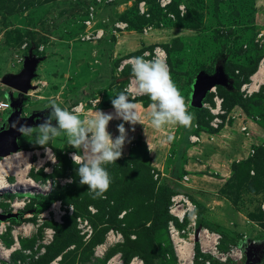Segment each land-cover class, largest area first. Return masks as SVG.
<instances>
[{
  "label": "rangeland",
  "instance_id": "obj_1",
  "mask_svg": "<svg viewBox=\"0 0 264 264\" xmlns=\"http://www.w3.org/2000/svg\"><path fill=\"white\" fill-rule=\"evenodd\" d=\"M160 1L0 0V96L12 110L21 108V95L3 85L5 78L19 77L27 59L50 58L56 45L97 42L82 37L102 30L100 41L117 42V49L120 44H132L119 57L111 53L117 57L111 63L115 86L107 85L97 98L93 93L94 100H100L96 107L110 105L132 76L129 65L119 70L122 61L160 46L188 111L197 115L192 127L176 128L172 141L167 135L170 145L165 153L158 148L160 169L152 166L148 147L140 139L129 146L127 157L107 164L112 182L105 198L94 199L87 186L79 183L71 151L55 153L49 143L36 144V133L22 135L18 142L24 148L14 154L16 159L37 155L32 154L26 165L17 163L0 190V213L24 215L0 222V264H177L163 214L172 193L189 198L196 206L198 227L219 233L222 250L236 245L244 251L253 243L263 248L256 264H264V80L261 85L251 80L264 59V21L258 20L264 17V0H170L163 7ZM140 3L144 14H140ZM120 21L126 27L112 34V26ZM95 58L98 63L99 50ZM44 66L36 69L31 97L42 94L36 91L49 72ZM67 77L72 80L76 75ZM108 79L102 77L100 82ZM223 80L225 84L218 83ZM210 83H215L223 99L217 129L210 126V110L202 107L203 103L214 107L213 94H200ZM244 84L259 87L245 96ZM53 87L47 90L53 93ZM25 98L30 101L29 96ZM94 100L79 104V112L92 108ZM131 100L151 103L146 95ZM75 103L64 107L71 109ZM31 117L37 126L38 120ZM8 119L1 113L0 125ZM196 132L217 135L200 145L189 143L188 136ZM221 143L230 151L235 146L236 152L230 158L220 156L215 166L207 161V150ZM196 145L199 158L188 159L203 166L184 170L183 149ZM44 234L46 239L41 240ZM129 248L138 253L125 263L123 253Z\"/></svg>",
  "mask_w": 264,
  "mask_h": 264
},
{
  "label": "clouds",
  "instance_id": "obj_2",
  "mask_svg": "<svg viewBox=\"0 0 264 264\" xmlns=\"http://www.w3.org/2000/svg\"><path fill=\"white\" fill-rule=\"evenodd\" d=\"M128 63L131 64L138 94L150 98L151 124L155 129L169 124L185 128L193 126L195 116L188 111L185 98L173 81L169 66L163 59H145L144 56H137L131 58ZM95 103L98 105L100 100ZM111 103L114 113L97 110L94 118L81 119L77 114L79 109L61 108L52 101V110L42 123L35 127L26 123L14 127L24 136L36 133V144L41 147L64 135L68 145L81 149L84 153L81 155L74 152L71 155L73 163L78 165L76 175L79 177V183L87 186L94 199L105 198L112 182L105 166L119 160L125 144L130 143L125 123L136 125L140 120L138 105L126 92H120ZM10 112L9 106V110L3 113ZM114 119L124 121L117 126L119 135L115 139L108 131L109 123ZM134 130L133 128L132 131ZM168 140L172 141L173 137L170 135ZM69 182L73 181L70 179Z\"/></svg>",
  "mask_w": 264,
  "mask_h": 264
},
{
  "label": "crops",
  "instance_id": "obj_3",
  "mask_svg": "<svg viewBox=\"0 0 264 264\" xmlns=\"http://www.w3.org/2000/svg\"><path fill=\"white\" fill-rule=\"evenodd\" d=\"M258 20L259 22L262 23V21H264V17L261 15ZM154 38L156 39L159 38V34L154 35ZM107 39L108 38H105L102 41L97 40V42H92L90 45L88 44L56 45L53 50L55 54H53L50 58L41 57V59L44 58L45 61L41 60L37 68L39 67V65L41 66L45 65L44 67H46L49 70V72L45 74L43 81L39 82L41 84V87H39L36 91V92H41L42 94H40L39 96L31 97L28 91L27 94L21 95L22 104H21V108L18 110L20 111V117L27 118L34 122L33 118L31 117L33 116L36 118V120H38L35 122L38 125L42 123L44 119L47 118L49 113L51 112L52 101H55V103L59 105L61 108H65L64 106L67 103H71V104L75 102H76L75 104L89 103L92 100L99 97L97 93L103 91L104 89H107L109 87L107 85L110 84L111 87L114 88L115 85L112 84L114 83L112 77L114 76L115 72L113 67L111 66V63L112 61L116 60L117 57H113V56L119 57L120 54H124V52H126V50L129 48L127 46L131 45L132 43L128 42V43L120 44L121 47L117 49V47L115 46L117 42H114V44L109 45ZM97 50L100 51V59L97 61L98 63H95V59H96L95 52ZM113 51L114 53L113 56L111 57L112 55L111 53ZM104 57L105 60L103 59ZM69 73L76 75V77L71 80L70 78L67 77ZM105 76L109 77L108 81L100 82L101 78ZM32 81H31V85L33 86V90H34L35 84H33ZM50 85L54 86L53 93L51 89L47 90V88H49ZM85 91H88L91 95L88 94L84 95ZM93 93L97 94L96 98H94L95 95ZM92 94L94 96H92ZM28 96L30 101L25 102L24 101L26 99L25 97ZM53 96L55 98H53ZM79 96L80 97L83 96L84 99L83 98L79 99L80 98ZM134 103L138 105L137 112L139 114L140 120L139 123H137L136 125L125 123V128L128 132V138L130 140V143L125 144L123 148V154L120 159L127 157V155L130 152L129 146L132 145L134 141L140 139L141 143L148 147L152 166L156 167L157 169H160L162 158H159L157 156L158 148L161 147L164 148L165 150L163 152L165 153L170 145L167 140L165 141V139H167V135L174 134L176 128H180V126L169 124V126L173 128L170 129L169 131L165 128L155 129L151 124L152 117H151V108L149 107L150 104L142 105L138 101L137 102L134 101ZM68 110L71 109L68 108ZM97 110L103 111L104 113H114V108L112 106V103L110 105L96 107L94 100V104L92 108H89V110L87 109L81 112H77V114L81 117V119H90V118H94ZM36 113L37 115H35ZM38 113L42 114L43 116L40 117ZM5 114L9 115L10 113H5ZM30 114L32 115L30 116ZM120 123H124V121L114 119L109 123L108 131L112 135L113 139H115V137L119 135L117 131V126ZM4 126L5 124L0 125V130ZM166 126L168 127V125ZM133 128L135 129L134 131H132ZM215 134L211 135L212 137H210L209 135L201 136L197 133L196 135H198L199 140L195 144L198 145L202 144L203 140L207 139L208 137H210L209 139L213 140L214 138L213 136H215ZM21 136L19 138H21ZM158 137H161V139H158ZM218 140L223 143L225 142L224 141L225 139L223 137L218 138ZM223 143H221L222 146L221 144H219L216 146L218 148H214V149H212V147L209 146V149L211 150H207V155L209 156L207 161L210 164H214L216 166V163L219 161L220 156H222V158L225 159L227 157L230 158L232 154H235L236 152L234 149L235 146L231 148L230 151L228 149H225ZM18 144H20V141L18 142ZM49 144L51 147L58 150L61 154H68V151H71L72 153L77 152L81 155L84 154L81 149L73 148L70 145H68L67 138L64 135L55 138L52 141V143L50 141ZM198 145L190 146L186 149V151L183 149V152L187 156L186 162L183 164L184 170H201L203 165L196 163L191 164V161L188 159L189 157L199 158L200 151H197L195 149ZM207 186H209V184H207Z\"/></svg>",
  "mask_w": 264,
  "mask_h": 264
},
{
  "label": "built area",
  "instance_id": "obj_4",
  "mask_svg": "<svg viewBox=\"0 0 264 264\" xmlns=\"http://www.w3.org/2000/svg\"><path fill=\"white\" fill-rule=\"evenodd\" d=\"M169 2L170 0H161L160 5L163 7ZM139 10L140 14L145 13L143 3H140ZM125 27L126 24L124 22H116L112 26L111 33L114 34L116 30H122ZM103 36L104 32L102 30H98L94 35H85L82 39L89 40L92 38L94 40H100ZM140 56H144L145 59H154L159 57L167 63L165 51L160 46H154L152 49L142 52ZM131 58L133 57L122 61L119 66V70H122L126 65H129L131 68V64L128 63ZM263 62L264 59L261 62L260 67L264 65ZM262 79L264 80V76L258 77L255 82H259L260 84H258L261 85L263 84ZM251 80L252 82L254 81L253 77ZM258 87L259 86L254 87L253 84H244L241 87V91L245 93V96H247L256 91ZM137 88L138 86L132 75L128 78L122 92H126L130 99L145 96L138 94ZM215 88L216 87H212L208 91L210 94H213L212 101L214 103V107H210L208 105L209 103H203L202 107L210 110V113L213 116L210 126L217 129L218 125L221 123L219 116L224 112L221 110L223 99L217 95ZM79 104L80 103L71 107V110L79 109ZM8 110L9 104L0 96V114ZM194 128H196V126H194ZM198 140L199 137L196 134H190L188 136V141L191 144L197 143ZM195 210L196 206L192 204L189 198L185 195L175 194L171 196L170 204L168 205L169 219L167 221L166 231L172 249L177 258V264H236L237 262H242L244 256L242 247L230 245L227 250H222V236L217 232L198 227ZM251 245L254 244L251 243ZM180 251H185L184 256L179 255Z\"/></svg>",
  "mask_w": 264,
  "mask_h": 264
},
{
  "label": "water",
  "instance_id": "obj_5",
  "mask_svg": "<svg viewBox=\"0 0 264 264\" xmlns=\"http://www.w3.org/2000/svg\"><path fill=\"white\" fill-rule=\"evenodd\" d=\"M39 60L32 58L27 59L24 63V69L21 73V75L17 78L15 77H8L5 78L2 83L9 89H12L16 91L19 95H25L28 93L29 90L33 89V86L31 85V81L35 77V72L37 69V66L39 64ZM218 83L225 84V80L219 81ZM215 83H210L204 90L201 91V96L204 95V93L209 91L210 88L214 87ZM28 124L30 126L33 125V121L29 120L27 118L20 117V111L18 110H12L9 114V119L5 126L0 130V160H3L9 156H12L19 151L20 146L18 144V138L21 136V134L16 131V127H18L19 124ZM16 213H0V222H4L11 218H16ZM264 244V243H263ZM263 246V245H262ZM264 247V246H263ZM256 250V247L254 245H249L246 247V249L243 251V259L242 264H256L259 261V258L257 254H254L253 251Z\"/></svg>",
  "mask_w": 264,
  "mask_h": 264
},
{
  "label": "bare ground",
  "instance_id": "obj_6",
  "mask_svg": "<svg viewBox=\"0 0 264 264\" xmlns=\"http://www.w3.org/2000/svg\"><path fill=\"white\" fill-rule=\"evenodd\" d=\"M260 68L261 69H259V72L253 76L254 81H256L258 79V77L264 76V65H262ZM32 154L37 155V152L28 153L25 157H22L21 159L17 156L19 158V160H17L16 157L13 155V156L7 157L6 159H4L3 162L0 163V190L3 189V186L7 182L6 179H7L8 175L11 174L12 171H14L18 168L17 163H19V164L24 163L26 165V163H29L28 161H29L30 157H32L31 156ZM43 217L48 218V216H46V215H44ZM55 217H56V219L58 218L57 214ZM184 254H185V251L179 252L180 256H184Z\"/></svg>",
  "mask_w": 264,
  "mask_h": 264
},
{
  "label": "trees",
  "instance_id": "obj_7",
  "mask_svg": "<svg viewBox=\"0 0 264 264\" xmlns=\"http://www.w3.org/2000/svg\"><path fill=\"white\" fill-rule=\"evenodd\" d=\"M113 80V79H112ZM126 83H127V81H126ZM126 85V84H125ZM123 88H124V86H123ZM122 88V89H123ZM195 120L193 121V122H195L197 119V115H196V113H195ZM185 128V127H184ZM196 134H197V132H196ZM49 146H50V144H49ZM23 145L22 146H20V149H19V151H22L23 150ZM50 148H51V150L53 151V152H55V153H59V154H61L58 150H56L55 148H53V147H51L50 146ZM173 194V193H172ZM171 194V195H172ZM171 195H168V203H167V205H166V208L164 209V213L163 214H165V225H167V221H168V219H169V215H168V204H169V200H170V197H171ZM165 228H166V226H165ZM167 235V234H166ZM167 239H168V236H167ZM169 240V239H168ZM168 245H169V248H171L172 249V246H171V243H170V241L168 242ZM173 251V250H172ZM137 250H135V249H132V248H129V249H127V251H125L124 253H123V260H124V262L125 263H127L128 262V258L130 257H132V256H134V255H137ZM131 254H133V255H131ZM131 255V256H130Z\"/></svg>",
  "mask_w": 264,
  "mask_h": 264
},
{
  "label": "flooded vegetation",
  "instance_id": "obj_8",
  "mask_svg": "<svg viewBox=\"0 0 264 264\" xmlns=\"http://www.w3.org/2000/svg\"><path fill=\"white\" fill-rule=\"evenodd\" d=\"M73 153H70L69 154V156L71 157V155H72ZM11 195V194H10ZM13 196V195H12ZM15 196H13V198H14ZM12 198V199H13ZM30 211H31V209H29ZM6 214H8V213H6ZM17 214V217L16 218H11V219H8V220H17V219H19L21 216H23L24 217V215L22 214V213H16ZM32 216H34V215H32ZM7 221V220H6ZM46 236H47V234H44V235H42L41 236V240H45L46 239ZM255 246V245H254ZM256 247V250L255 251H253L254 252V254H257V256L259 255V253H260V251L263 249L261 246L259 247V246H255Z\"/></svg>",
  "mask_w": 264,
  "mask_h": 264
}]
</instances>
